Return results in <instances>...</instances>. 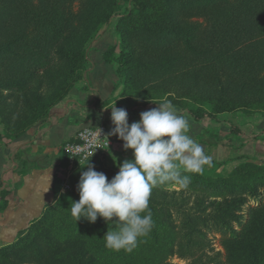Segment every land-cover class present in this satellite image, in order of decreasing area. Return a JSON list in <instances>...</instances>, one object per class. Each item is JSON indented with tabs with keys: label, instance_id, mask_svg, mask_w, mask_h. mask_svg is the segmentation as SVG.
<instances>
[{
	"label": "rangeland",
	"instance_id": "rangeland-1",
	"mask_svg": "<svg viewBox=\"0 0 264 264\" xmlns=\"http://www.w3.org/2000/svg\"><path fill=\"white\" fill-rule=\"evenodd\" d=\"M243 2L233 0L178 10L177 16L181 20L176 27L181 26L183 31L190 28V38L185 39L186 32H181L173 43L161 46L154 44L156 37L146 31L140 35L144 37L143 41L133 37L129 22L124 24L120 36L115 30L116 17H112L105 26L103 19L110 0H10L14 10L9 11L7 5L4 7V13L13 25L8 28L0 26V48H8L14 38L21 42L30 41L33 49L39 48L44 57L42 64H45H39L36 71L40 75L41 71H46L41 77L43 97L56 92L54 87L60 83L66 84L74 78V83L84 80L85 91L89 93L90 90V95L95 93L94 98L100 94L106 99L105 103L115 100L117 104L121 99L124 103L129 99L127 102L133 105L144 100L167 99L209 107L218 103V97L224 94L237 104L244 103L243 108L250 110L245 121L240 119V110L218 113L222 120L228 117L239 122L240 129L249 135L244 138L230 135L226 125L218 123H207L212 129H218L220 139L217 140L213 135L199 131L200 125L194 127L196 131L189 132L203 146L210 163L203 166L201 178L194 173H184L191 176L187 188L167 183L152 190L149 207L154 227L131 253L126 252L120 264H250L252 253L249 245L238 243L229 229L233 227L241 231L251 208L259 202L264 203L263 187L260 185L253 195L247 189H231L210 179L214 175V161L232 154L248 153L264 159V139L255 140L253 146L251 137L263 126L255 127L257 120L264 122V29L234 33L222 22L227 12L240 9ZM4 3L0 0V7ZM123 3L124 0H118L116 8ZM11 16L15 18L11 19ZM100 31L99 38L94 40L88 51L86 65L81 66V48ZM122 41H129L132 50L130 62L145 67L143 72L133 74V78L126 79L124 83L119 82L116 64L106 62L103 57V51L111 44L116 45L117 55ZM234 52L240 53L242 58L230 60ZM67 54L74 56L67 57ZM25 58L33 59L30 56ZM154 70L155 76L151 75ZM36 78L33 76L31 80L36 82ZM253 99L260 102L248 104L247 101ZM85 123L77 128L75 134L84 126H96L102 122ZM244 140L245 145L239 146ZM117 150L109 154L99 151L95 158L86 162L71 159L63 162L53 175L51 199L40 213L29 219L26 225L13 229L10 237L0 244V264H89L88 260L99 264L96 256L99 250L92 245L88 251L84 250V235L90 241L101 240V236L95 233L107 228V224L104 220L93 224L90 235L88 232L81 235L73 225L75 219L70 217L68 199L77 189L80 174L87 170L88 165L111 180L112 173L103 170L116 174L118 165L131 159ZM236 163L216 167L215 171L226 174ZM49 207L59 208L64 210L61 213L69 215L62 214L58 219L57 213L52 218L47 214L41 219L43 216L40 214L45 209L48 211ZM63 217L67 223L60 222ZM68 231L77 233V240L68 237ZM99 259L110 264L106 256Z\"/></svg>",
	"mask_w": 264,
	"mask_h": 264
},
{
	"label": "trees",
	"instance_id": "trees-1",
	"mask_svg": "<svg viewBox=\"0 0 264 264\" xmlns=\"http://www.w3.org/2000/svg\"><path fill=\"white\" fill-rule=\"evenodd\" d=\"M5 3L0 7V26L2 28H8L12 26L13 23L8 21V16L4 13V7L7 5L9 11L14 10L11 7L10 0H4ZM118 0H110V7L107 14L104 16V25H108L112 17H116L115 30L121 36L123 32V26L125 23L130 24V33L133 37L138 38L139 41H143L142 36H140L145 31L151 33L153 37H156L157 41L154 43L156 45H162L165 43H173L176 38H179V33L186 32L184 35L185 39L189 40L190 28L185 31L182 30L181 26L176 27L178 22L180 23V18L177 16V11L184 7L192 6H208L213 5L218 2H232L233 0H124V3L116 8V3ZM237 0H235L236 2ZM12 14V13H11ZM11 16V19H14ZM222 22L234 33H240L242 31L253 32L255 29H264V0H244L243 5L240 9L229 11L226 13ZM197 24H193L196 26ZM252 30V31H251ZM101 31L96 33L93 38H91L85 47L80 50L81 66H85L88 61V51L91 49V44L99 38ZM264 36V31H263ZM9 47L0 48V115L2 121V127L4 134L10 138H16L22 135L26 130H28L36 122L45 123L50 117V109L53 107H59L67 102H75L79 108L83 109H101L105 104L106 99L96 97L91 101L79 100L72 95V89L75 86V79L71 80L66 84H59L58 87H54L56 92L50 94V96L43 97L42 93V83L41 77L46 71H41L40 75L37 73L36 69L39 64H42L44 59L43 54L40 53L39 48H34L32 42L20 41L18 38H14L9 42ZM121 49L118 54L115 55L116 45L111 44L106 50L103 51L104 60L108 63L114 62L116 64L115 71L119 77V82L124 83L127 79L130 80L135 73H141L145 69L144 66L139 67L137 63L130 62V53L132 52L130 48L129 41H122ZM37 46V44H35ZM32 49L31 53H29ZM153 50V49H152ZM223 52V51H222ZM25 56H30L32 60L26 59ZM67 57H72L73 54L66 55ZM242 58L240 53H233V58ZM45 64V63H44ZM44 64H42L44 66ZM41 66V65H40ZM72 68V67H70ZM22 73V75H18ZM26 73V75H24ZM39 74V75H37ZM155 76L156 70L151 72V75ZM17 75V76H16ZM35 76L36 82L31 79ZM41 86V87H40ZM195 87V85L193 84ZM218 103H213L209 107H201L196 104H186L181 100L171 101L174 106L178 107L181 111L187 114L190 123V132L196 131L194 127L200 125L201 129L199 131L213 135L214 138L220 139L218 129H212L209 124L226 125L227 133L237 138H244L247 135L245 131L240 129V127L232 119H220L218 113L220 111H232L240 110L243 113H249L250 110L243 108V104H237L233 99L228 98L226 95L221 94ZM129 99H126V102ZM149 102L157 105L164 102L163 100H144L138 103H134V106L140 105L145 106ZM248 104H255L260 102L259 99H253L247 101ZM113 106V105H112ZM111 106V107H112ZM117 108L131 109L128 108V103L125 105H117ZM111 107L109 112H111ZM240 108V109H239ZM260 130L251 135L253 138L252 145L255 146L257 139H264V124L259 128ZM74 139L73 136L67 140ZM249 139V138H248ZM66 140V141H67ZM65 141V142H66ZM246 140H244L241 145H245ZM255 149V148H254ZM63 152V150H62ZM95 155L89 157V159L84 160L90 161ZM69 160L68 155L63 152L62 162ZM231 161H237V163L231 167L230 171L226 174L221 173V171H215L216 167L226 165ZM78 162V161H76ZM215 162L214 175L210 179H214L219 184L225 185L231 189L240 188L241 190L247 189L251 194L255 195L258 187L261 185L264 190V159L256 157L255 155L248 153H235L231 156L219 159ZM84 163V162H83ZM115 173L110 170H103ZM183 172V170H181ZM204 170H202L203 172ZM194 173L196 177L201 178L203 176L201 173ZM184 174V173H183ZM79 194L77 189H74L68 202L71 204L72 201H78ZM50 209L40 215L44 218L53 217L55 213L59 214L58 219H60L62 214H68L66 212L61 213L64 210L59 208L49 207ZM69 215V214H68ZM262 217H259L261 216ZM39 217V215H38ZM71 217V215H70ZM74 220L75 218H71ZM61 223H67L68 221L64 219L60 220ZM103 223V219L97 218L95 223H89L85 219L74 222L75 228L79 229V233L84 235L88 232L90 235V229L93 228L91 225ZM114 226L112 223L107 224V228H101L102 231H97L95 235H100L101 240L90 241L85 238L84 235V250L88 251L90 245L94 249L99 250L96 256L98 257L99 264H104V261L99 258L108 257L110 259V264H120L121 260L125 258L126 252L123 250L113 251L105 247L104 240L102 239L105 232ZM229 228V226H227ZM68 230V227H64ZM237 231L233 227L229 229L230 234L234 237L238 243H244L250 247V264H264V203L259 202L251 208L250 214L247 220L244 222L243 226ZM72 236L74 240L75 237L79 236L77 233L68 231V237ZM156 241L158 239L155 238ZM244 241V242H242ZM247 243V244H246ZM89 264H92L89 262Z\"/></svg>",
	"mask_w": 264,
	"mask_h": 264
},
{
	"label": "clouds",
	"instance_id": "clouds-1",
	"mask_svg": "<svg viewBox=\"0 0 264 264\" xmlns=\"http://www.w3.org/2000/svg\"><path fill=\"white\" fill-rule=\"evenodd\" d=\"M157 105L129 124L127 110L117 108L114 102L110 108L114 127L108 135L122 140L132 159L119 164L111 180L88 165L77 184L79 200L71 202L70 214L76 221L95 223L100 217L115 225L102 238L105 247L113 251L131 253L152 231L149 201L155 187L175 183L187 188L191 176L183 173H200L210 163L203 146L189 134L187 114L167 99Z\"/></svg>",
	"mask_w": 264,
	"mask_h": 264
},
{
	"label": "crops",
	"instance_id": "crops-1",
	"mask_svg": "<svg viewBox=\"0 0 264 264\" xmlns=\"http://www.w3.org/2000/svg\"><path fill=\"white\" fill-rule=\"evenodd\" d=\"M84 82L79 80L75 83L72 95L79 100L91 101L95 93L90 95V90L89 93L85 91ZM97 97L104 98L100 94ZM121 101L123 99L116 102L117 105L128 103V108L132 107L126 109L129 124L139 121L141 112L158 107L153 103L134 106ZM114 102L105 103L101 109L95 110L79 108L74 101L53 107L45 123L38 121L13 139L8 138L0 126V244L10 237L13 229L26 225L29 219L40 213L44 204L51 199L53 175L63 164L62 143L72 137L77 128L86 124L85 121L102 122L108 132L112 130L114 126L108 107ZM239 115L241 121L248 120L246 113L241 112ZM228 119L239 124L234 118ZM258 120L255 127L264 124L263 120ZM112 136L114 142L101 152L109 154L118 149L132 159L131 150H125L123 141L116 135ZM232 162L235 161L229 163Z\"/></svg>",
	"mask_w": 264,
	"mask_h": 264
},
{
	"label": "built area",
	"instance_id": "built-area-1",
	"mask_svg": "<svg viewBox=\"0 0 264 264\" xmlns=\"http://www.w3.org/2000/svg\"><path fill=\"white\" fill-rule=\"evenodd\" d=\"M108 133L103 123L84 126L77 131L74 139L63 143L62 150L69 159L82 162L114 142V137Z\"/></svg>",
	"mask_w": 264,
	"mask_h": 264
}]
</instances>
